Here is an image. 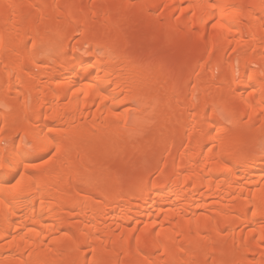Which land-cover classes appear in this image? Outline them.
I'll return each instance as SVG.
<instances>
[{"label":"bare ground","instance_id":"bare-ground-1","mask_svg":"<svg viewBox=\"0 0 264 264\" xmlns=\"http://www.w3.org/2000/svg\"><path fill=\"white\" fill-rule=\"evenodd\" d=\"M262 121L264 0H0V264H264Z\"/></svg>","mask_w":264,"mask_h":264},{"label":"rangeland","instance_id":"rangeland-1","mask_svg":"<svg viewBox=\"0 0 264 264\" xmlns=\"http://www.w3.org/2000/svg\"><path fill=\"white\" fill-rule=\"evenodd\" d=\"M91 1H94V0H91ZM96 1V0H95ZM135 1V0H134ZM136 1H138V0H136ZM136 11V10H135ZM153 13H154V15H155V17L153 16V14H152V18L150 19V31H153L152 30V28H155V26L157 27V24H159L160 22V24H164L165 23V18L163 17L164 16V13H163V9H162V7L160 8H158V9H155V10H153L152 11ZM151 12V13H152ZM134 13V12H133ZM159 13H160V15H159ZM163 13V14H162ZM138 14V13H137ZM137 14H133V15H131V17L130 16H128V17H124L123 19H120L119 21H120V23L118 22V28L119 29H125L126 28V26H128L129 24H131V23H133L134 22V20H136L137 19ZM177 14L178 15H180L179 14V11H176V13H175V15L173 16V19L175 20V19H178L179 17L177 16ZM136 15V16H135ZM157 15V16H156ZM162 15V16H161ZM34 17H37L36 15L34 16ZM33 17V18H34ZM161 17V18H160ZM32 18V19H33ZM38 18V17H37ZM37 18H35L34 20L36 21L37 20ZM135 18V19H134ZM154 18H156L155 20H154ZM122 20V21H121ZM153 20V21H152ZM155 21V22H154ZM157 21V22H156ZM129 23V24H128ZM154 24V25H153ZM159 24V25H160ZM120 26H121V28H120ZM125 27V28H124ZM127 32V33H126ZM125 33L123 32V34L121 33L120 34V38H118V39H120V41H122L123 39H125V38H127V37H129V38H127V39H130L131 37H132V35L130 36V33L129 32H133V31H126ZM149 32V31H148ZM124 37V38H123ZM122 39V40H121ZM175 42V41H174ZM178 42H180V41H177L176 43H172V44H170V45H165V44H159L158 46H159V48H156L157 50H158V52H157V54H160L161 56V58H163V57H165L170 63H171V65L176 69V66H180V65H182V66H185L186 65V62H188L189 61V63H194V62H196V61H190L193 57H195V54H197L196 53V49L197 50H199L200 48H199V44H197L196 46H191V48H190V46L188 47L187 45H185V44H183L182 42V44L181 43H178ZM161 45L163 46V47H161ZM201 46V45H200ZM161 47V48H160ZM188 47V48H187ZM194 47H197L196 49L194 48ZM235 54V52L233 51V50H231V49H229L228 50V53H227V58L229 59V61L233 58L232 57V55L234 56V54ZM257 52H258V50H257ZM259 52L261 53V52H263L262 50H259ZM259 52H258V54H259ZM232 53V54H231ZM163 56V57H162ZM231 59H230V58ZM193 60H194V58H193ZM185 64V65H184ZM188 65V64H187ZM191 65H193V64H191ZM195 65V64H194ZM197 67V66H196ZM196 67H195V69H196ZM250 67H252L253 69H256L257 67H258V65L257 64H252V66H250ZM33 69V71L34 72H40V70H38L37 68H32ZM209 69V70H208ZM214 71H213V70ZM3 70H5V68L3 69ZM197 70V69H196ZM208 70V71H207ZM205 71H206V74L207 75H211V73H213V72H216L215 71V69L214 68H211V67H205ZM212 71V72H211ZM217 73V72H216ZM220 85H223V84H218V86H219V88L221 87ZM196 101V100H195ZM237 115H238V112H236L235 114H234V116L235 117H233V119H235V118H237ZM170 120H172V119H169V121L167 120V124L168 125H165V126H169V128L170 127H172L173 126V124H174V122H173V120L172 121H170ZM250 119L248 118V117H245L244 119H243V123L241 124L242 126H243V124H245V125H247L246 123L249 121ZM171 122V123H170ZM165 124V123H164ZM172 124V125H171ZM231 124L230 123H228V126L229 127H232V126H230ZM0 128H1V126H0ZM253 129H255L254 130V132H257V133H259V132H261V133H263V131H264V121H262V122H259V123H257V124H255V126H254V128ZM2 145L3 144H5L4 142H2L1 143ZM53 152H54V150L52 149V150H50V151H48L47 153H45V154H43L42 156H40V159L41 160H47L52 154H53ZM143 154H145V153H140V152H138L137 154L135 153V154H133V155H131L130 156V159L127 157V159L126 158H120V159H117V157H115V158H113V159H116L117 161H120L122 164H124V166L125 167H127L126 168V170H125V172L126 173H124L125 175H127V177H128V179H126V180H128V182H129V185H130V183H131V180H132V177L131 176H133L134 177V175L136 174V173H138V172H140V170L142 171V169L143 170H147L148 168H147V164H149V162L148 161H150L149 159V157L150 156H148V154H146V155H143ZM146 157H148L149 159L147 160V158ZM112 159V160H113ZM142 159V160H141ZM147 161H146V160ZM129 160V161H128ZM127 161V162H126ZM125 162V163H124ZM140 162V163H139ZM126 164V165H125ZM131 165V166H130ZM132 167H133V169H132ZM147 168V169H146ZM134 170V171H133ZM19 174H20V172H19ZM19 174H17L15 177H13L12 179L13 180H15L18 176H19ZM126 177V176H125ZM130 179V180H129ZM127 182V181H126ZM128 184V183H127ZM208 208L210 209L211 208V206H209V207H207V208H205V209H207L208 210ZM204 210V209H203ZM206 210V211H207ZM205 211V210H204ZM117 225L116 224H114V223H112V224H110V227L113 229V231L114 232H116L117 234H119L120 233V228H118V226L116 227ZM133 226V225H132ZM131 226V227H132ZM142 227V225H139V227L137 228L138 230ZM118 229V230H117ZM138 230L135 232V236H136V234L138 233ZM91 250V249H90ZM88 251V256H87V258H88V260L90 259L89 257H91V255H93L94 253H93V251L91 250V251ZM65 259L66 260H68V258L67 257H65L64 259H62V262H61V260H58V263H60V264H64V261H65ZM88 263L90 264H97L96 262H94V261H92L91 262V260H89L88 261ZM65 264H67L66 263V261H65ZM99 264V263H98ZM101 264H103V263H101Z\"/></svg>","mask_w":264,"mask_h":264}]
</instances>
